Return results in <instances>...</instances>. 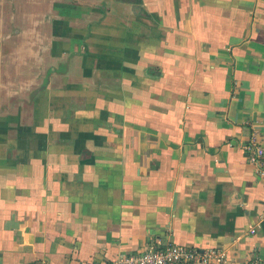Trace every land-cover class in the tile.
Wrapping results in <instances>:
<instances>
[{
  "label": "crops",
  "instance_id": "crops-1",
  "mask_svg": "<svg viewBox=\"0 0 264 264\" xmlns=\"http://www.w3.org/2000/svg\"><path fill=\"white\" fill-rule=\"evenodd\" d=\"M252 130L264 0H0V264H264Z\"/></svg>",
  "mask_w": 264,
  "mask_h": 264
},
{
  "label": "built area",
  "instance_id": "built-area-1",
  "mask_svg": "<svg viewBox=\"0 0 264 264\" xmlns=\"http://www.w3.org/2000/svg\"><path fill=\"white\" fill-rule=\"evenodd\" d=\"M242 146L249 164L253 165L264 179V146L256 130L248 134ZM213 260L216 264H228L224 250H200L167 244L148 252L123 257L111 264H211Z\"/></svg>",
  "mask_w": 264,
  "mask_h": 264
},
{
  "label": "rangeland",
  "instance_id": "rangeland-1",
  "mask_svg": "<svg viewBox=\"0 0 264 264\" xmlns=\"http://www.w3.org/2000/svg\"><path fill=\"white\" fill-rule=\"evenodd\" d=\"M102 1V0H101ZM120 1V0H119ZM134 1V0H133ZM136 1V0H135ZM138 1V0H137ZM63 4V2H60V3H57L56 5H58V6H56V7H61V5ZM106 6H107V4H106ZM53 7H55V6H53ZM73 8H75V7H73ZM91 6H88V7H85V8H82L83 9V13H86V14H89V12H90V10H91ZM55 9V8H54ZM68 11V13L71 11L70 9L69 10H67ZM73 11V10H72ZM75 12V11H74ZM104 12H106V9H105V11ZM38 13V12H37ZM95 13V12H94ZM90 16H92L93 17V15L90 13ZM95 16H97V15H95ZM97 18V17H96ZM4 19V18H3ZM13 19V18H12ZM96 20V19H95ZM4 21H5V27H4V30L6 31V30H9V32H10V30H11V26H14V28H15V26L18 24V23H12V21H11V19L10 18H7V19H4ZM13 21H14V19H13ZM12 23V24H11ZM20 24V26H21V23H19ZM16 30H18V31H16V33H18L19 31H21V29L19 28V29H17V28H15ZM15 31V30H14ZM11 33V32H10ZM13 33V32H12Z\"/></svg>",
  "mask_w": 264,
  "mask_h": 264
}]
</instances>
